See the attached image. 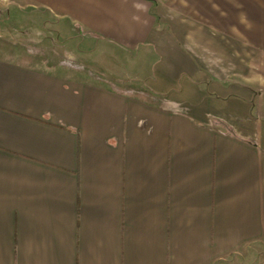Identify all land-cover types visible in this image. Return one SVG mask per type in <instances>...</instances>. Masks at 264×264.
<instances>
[{"label":"crops","instance_id":"1","mask_svg":"<svg viewBox=\"0 0 264 264\" xmlns=\"http://www.w3.org/2000/svg\"><path fill=\"white\" fill-rule=\"evenodd\" d=\"M0 6L35 12L0 26V264L256 259L264 0ZM115 50L151 71L119 73Z\"/></svg>","mask_w":264,"mask_h":264},{"label":"rangeland","instance_id":"2","mask_svg":"<svg viewBox=\"0 0 264 264\" xmlns=\"http://www.w3.org/2000/svg\"><path fill=\"white\" fill-rule=\"evenodd\" d=\"M1 8V6H0ZM4 8V6H3ZM35 12L30 11V10H26V9H20L17 7H12V9L6 10L5 12H3V18L0 20V26H2L3 28H9V24L7 22V18L6 16H11V18L16 19L18 18V20L20 21H24L22 18L26 19V17H31L32 14H34ZM71 39H69V43L71 46L75 47L78 50H81L80 52V56L82 58H87L88 56H92V60H98L100 61V59L98 57H103L105 56L106 58V54L104 53V49L101 47L97 46V51L95 53L94 50L89 52L88 48L86 46H84V40L83 39H77L76 37H70ZM62 41H66L65 39L62 38ZM81 48V49H80ZM101 48V50H100ZM113 59L108 60V62L112 63L113 67H115V69L119 72H125V68L127 66L130 67V69H128L130 72L135 71V70H139L140 72L143 73V75H147L150 71H151V67H152V63H153V54L151 53H145V52H137L134 51L132 53H121L120 51L116 50L114 52H112L110 54ZM98 56V57H96ZM104 58V59H105ZM103 59V60H104ZM96 60V61H97ZM135 68V69H133ZM254 253L256 254V259L255 260H249V259H242V257L240 255L238 256H234L229 258L227 261H225L223 264H264V245H259L256 247V249L254 250Z\"/></svg>","mask_w":264,"mask_h":264}]
</instances>
